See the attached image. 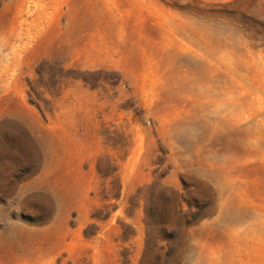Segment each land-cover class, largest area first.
Instances as JSON below:
<instances>
[{"label":"rangeland","instance_id":"374dc122","mask_svg":"<svg viewBox=\"0 0 264 264\" xmlns=\"http://www.w3.org/2000/svg\"><path fill=\"white\" fill-rule=\"evenodd\" d=\"M0 264H264V0H0Z\"/></svg>","mask_w":264,"mask_h":264}]
</instances>
